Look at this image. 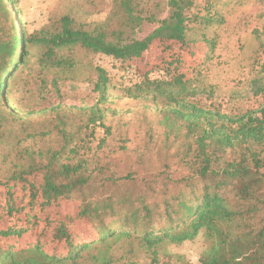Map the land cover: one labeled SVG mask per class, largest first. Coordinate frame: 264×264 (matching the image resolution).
<instances>
[{"label": "trees", "instance_id": "1", "mask_svg": "<svg viewBox=\"0 0 264 264\" xmlns=\"http://www.w3.org/2000/svg\"><path fill=\"white\" fill-rule=\"evenodd\" d=\"M13 2L0 0V101L5 104L10 96V80L29 63V47L41 44L43 63L64 73L71 72L75 64L62 51L73 48L110 57L124 67L140 59L156 42L182 46L194 42L187 39L190 25L223 23L212 3L205 4L201 15L191 13L194 0H169L167 17L140 40L123 42L118 35L110 40L102 27H76L67 16L60 20V31L49 38L26 37L24 30L17 36L20 26L10 19ZM205 43L210 51L214 50L213 41ZM94 71V89L103 94L108 76L102 68L95 67ZM175 71L166 68L161 77L152 79L150 74L156 70H148L134 84L152 91L155 99L167 107L164 119L170 134L166 139L179 143L177 155L185 170L178 180L180 191L164 200L162 213L143 204L141 210L115 215L110 200L86 203L79 216L94 227L96 238L78 242L60 221L57 238L62 244L58 253L45 252L39 244L22 249L0 245V264H113L108 249L115 238L121 237L139 242L150 264H158V253L164 247L199 236L204 243L199 264H264V65L263 78L253 82L254 95L262 102L258 108L240 113H225L212 102L204 103L202 97L210 101L211 94L192 88L184 75ZM86 110L78 112L81 118L72 129L66 115H55L53 128L46 132L57 135L55 148L36 149V136L26 133L27 123L23 122L17 139L5 141L8 154L3 161L10 169L0 179V214L5 215L0 237H22L36 226L31 222L36 219V209L69 199L87 186L96 171L93 143L96 149L102 148L111 128L104 124V111L98 104ZM0 116L3 121V114ZM97 129L102 131L99 137L95 136ZM10 146L13 156L9 155ZM36 175L42 178L38 185L29 180ZM130 179L126 175L115 182ZM17 185L26 194L21 206L12 200ZM105 217H115V224H107Z\"/></svg>", "mask_w": 264, "mask_h": 264}, {"label": "rangeland", "instance_id": "2", "mask_svg": "<svg viewBox=\"0 0 264 264\" xmlns=\"http://www.w3.org/2000/svg\"><path fill=\"white\" fill-rule=\"evenodd\" d=\"M168 1L14 0L10 19L20 26L17 36L24 30L26 37L49 38L60 31V20L67 16L76 27H102L110 40L118 35L124 42L150 34L157 22L167 17ZM206 3H212L213 10L222 17L221 25H190L187 39L194 42L185 46L156 42L140 59L124 67L110 57L73 48L62 51L75 64L71 72L64 73L43 63L41 44L29 47V63L10 80L6 104L0 101V179L10 169L3 161L8 154L5 141L17 139L20 122L27 123L26 133L35 134L36 149L55 148L57 135L46 134L53 128L55 115H66L72 129L81 118L77 116L80 110L98 104L111 135L100 149L93 143L91 154L96 155V171L87 186L69 199L36 209V219H31L36 226L20 238L0 237L2 247L22 249L39 244L45 252L58 253L62 244L57 238L60 221L65 222L78 242L97 237L94 227L79 216L83 204L110 200L115 215L141 210L144 204L161 214L164 200L178 194V180L185 174L177 155L179 143L166 139V134H170L164 119L167 107L155 99L152 91L134 87L144 72L156 70L150 74L153 79L161 77L166 68L176 70L192 88L211 94L210 101L202 97L204 103L212 102L225 113L258 108L262 98L254 95L253 82L263 78L264 0H194L191 13L202 15ZM206 40L214 42L213 51ZM95 67L102 68L109 79L103 94L94 89ZM19 117L24 119L20 121ZM96 132V137L102 134L100 129ZM9 155L13 156L11 146ZM126 175L131 179L115 182ZM29 180L38 185L42 178L36 175ZM25 196L21 185H17L13 202L21 206ZM0 216V227L4 228L5 215ZM115 219L105 217L104 221L115 224ZM110 246L113 264H150L142 245L135 240L115 238ZM203 247L201 236L181 245H169L158 253V264H199Z\"/></svg>", "mask_w": 264, "mask_h": 264}]
</instances>
